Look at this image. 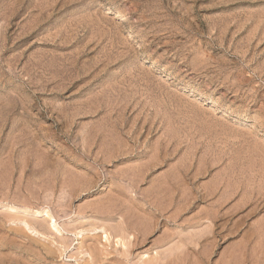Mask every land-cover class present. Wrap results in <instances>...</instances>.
<instances>
[{
    "label": "rangeland",
    "instance_id": "obj_1",
    "mask_svg": "<svg viewBox=\"0 0 264 264\" xmlns=\"http://www.w3.org/2000/svg\"><path fill=\"white\" fill-rule=\"evenodd\" d=\"M181 262L264 264V0H0V264Z\"/></svg>",
    "mask_w": 264,
    "mask_h": 264
},
{
    "label": "bare ground",
    "instance_id": "obj_2",
    "mask_svg": "<svg viewBox=\"0 0 264 264\" xmlns=\"http://www.w3.org/2000/svg\"><path fill=\"white\" fill-rule=\"evenodd\" d=\"M109 237H110V234H108L106 231H104L103 232V239L105 240V241H108L109 240ZM125 238V237H124ZM123 238V239H124ZM129 238H131V237H129ZM123 239H120L119 238V241H124ZM131 240V239H130ZM118 243V242H117ZM125 244V243H124ZM122 246H124V245H122ZM208 260V259H207ZM181 264H182V262H181Z\"/></svg>",
    "mask_w": 264,
    "mask_h": 264
}]
</instances>
